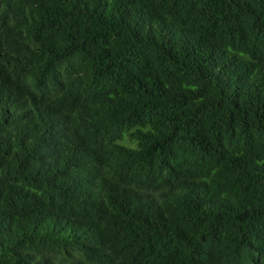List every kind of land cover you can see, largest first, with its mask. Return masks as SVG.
Returning a JSON list of instances; mask_svg holds the SVG:
<instances>
[{"label": "trees", "instance_id": "16d2710c", "mask_svg": "<svg viewBox=\"0 0 264 264\" xmlns=\"http://www.w3.org/2000/svg\"><path fill=\"white\" fill-rule=\"evenodd\" d=\"M0 264H264V0H0Z\"/></svg>", "mask_w": 264, "mask_h": 264}]
</instances>
